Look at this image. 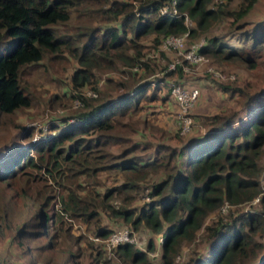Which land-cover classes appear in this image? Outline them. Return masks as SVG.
Returning <instances> with one entry per match:
<instances>
[{
  "label": "trees",
  "instance_id": "1",
  "mask_svg": "<svg viewBox=\"0 0 264 264\" xmlns=\"http://www.w3.org/2000/svg\"><path fill=\"white\" fill-rule=\"evenodd\" d=\"M211 1L0 0V122L29 107L20 73L44 59L67 57L73 63L68 83L81 102L77 123L60 125L57 131L52 128L48 137L28 145L0 149V160L9 159L0 166V183L10 190L7 197L0 196V226H8L15 216V237L20 243L26 237L41 241L36 249L46 253L44 263L79 264L81 250L74 253L68 246L66 259L50 262L53 239L60 238L63 244L77 239L67 218L89 223L90 235L105 238L111 230L100 226L102 215L129 223L133 229L143 226L149 236L143 249L128 242L112 247L114 260L95 251L91 255L95 264H174L183 245L188 249L183 264H264V192L257 165L264 145V86L250 90L216 83L221 92L237 97V107L220 108L207 116L204 130L190 133L178 146L140 144L130 137L135 122L125 120L140 110L141 99L165 101L170 83L165 76L180 71L178 66L169 71L159 67L163 77L144 75L155 68L142 59L141 40L148 38L152 50L163 36L187 30L181 15L159 12L163 4L173 2L178 13L187 14L195 24V29H188L191 36L205 31L215 19L242 17L255 0H244L238 10L228 9L225 3L213 9ZM253 26L241 34L244 47L212 35L199 51L218 62L234 57L245 60L250 67L251 57L264 50V21ZM94 71L117 72L125 79H105L104 89L96 81L94 96H88L81 88L90 84ZM162 87L165 97L157 94ZM116 89L120 91L110 93ZM28 169L44 171L60 185L56 209L49 205L51 195L37 198L38 193L31 196L23 187L17 195L12 190L15 178ZM102 173L115 179L101 190ZM63 179L75 182L64 184ZM144 186L147 200L131 204ZM117 196L120 202L114 206ZM257 196L258 209L233 210ZM224 204L226 211L220 214ZM154 237L161 239L155 263L147 256Z\"/></svg>",
  "mask_w": 264,
  "mask_h": 264
},
{
  "label": "rangeland",
  "instance_id": "2",
  "mask_svg": "<svg viewBox=\"0 0 264 264\" xmlns=\"http://www.w3.org/2000/svg\"><path fill=\"white\" fill-rule=\"evenodd\" d=\"M219 3H225L228 9L238 10L241 8L244 0H212L209 4L213 9ZM264 21V0H255L250 6L247 13L242 17L233 19L231 17H223L215 19L209 25L205 31H195L193 35H188L186 44L193 43L195 41L203 40L215 35L221 38L223 41L231 44L237 48L244 47V41H240L241 34L253 29V23L257 21ZM186 25L189 29H195V24L189 18L186 21ZM143 56L142 59L155 68L153 71H146L144 74L147 79L154 77H163L160 71H165V63L169 62L172 58V53L169 51H162L159 48V44L154 49L151 48V41L148 38L142 39ZM247 44H245L246 46ZM207 61L202 64L192 67L190 73L184 74L181 71H174L168 76H165L166 81L170 83L181 81L185 86H191V82L194 78H201L205 81L204 87H201L199 93L198 103L193 104L188 114L192 120V126L186 135L177 136L179 134V112L174 101L165 95L166 89L162 87L158 89V95L164 94L165 101L152 100L147 101L141 99L139 102L140 110L130 118H125L127 121H134L136 130L132 131L130 137L136 142L142 143H161L171 146H178V142L189 136L190 133L199 132L203 129L207 116L216 112L220 108L234 107L236 105L237 97H232L228 93L221 92L216 83H220L229 87H239L246 89H256L257 87L264 86V50H259L258 54L253 59L250 67L246 66V61H240L238 58H229L226 61L218 62L212 57L205 55ZM164 65V67H163ZM157 66V67H156ZM215 67L219 69L224 75H232L231 79H218L211 80L207 77V67ZM162 68V70L159 69ZM74 65L67 57H56L46 62V59L39 61L38 63L27 65L22 68L20 73V83L23 91L30 99V105L24 109L16 110L13 115L5 121L0 122V149L6 146L11 149L19 146L28 145L29 142H36L39 138L50 135L60 125L75 124L78 122L76 113L81 106V102L74 96L75 91L70 88L68 83V76L73 72ZM206 70V71H205ZM94 75L90 78V84H86L81 88L83 94L88 96H94L92 93V87L94 82L97 81V86L100 89H104L105 79L111 78L112 81H123L125 76L117 72H101L94 71ZM163 73V72H162ZM137 79L139 76H136ZM204 77V78H203ZM194 82V81H193ZM120 89L112 90L110 93H118ZM149 92V91H148ZM235 95V94H234ZM264 103V98H261ZM14 124L20 126L16 127ZM235 125L236 122H235ZM134 126V127H135ZM51 129V130H50ZM26 134V136H25ZM182 135V134H180ZM113 151H118L117 146L112 147ZM12 151V150H11ZM29 154L35 155V152L30 150ZM9 162V159L4 161L0 160V166ZM259 168V182L264 192V145L260 157L257 160ZM42 169L40 168L39 171ZM26 171V170H25ZM29 171V172H28ZM37 170L28 169L23 172L22 177L15 178L12 190L19 193V188L23 187L27 194L38 193L37 198H41L42 195H51L48 200L50 207L57 208L58 201L57 196L61 192V187L57 182L53 181V178L46 176L45 172H39ZM28 176H23L24 174ZM118 178V177H117ZM116 178V181H117ZM115 176L111 174L102 173L100 175L99 189L107 188L114 183ZM61 179H59L60 181ZM79 181V179H78ZM64 184H73L75 180L66 179ZM62 182V183H63ZM18 185V186H17ZM4 189V190H3ZM145 186L139 190L136 202L132 201L131 204L140 205L147 200L145 197ZM10 194V190L3 188L0 183V196L5 195L7 197ZM258 199V196L255 197ZM257 199H252L251 202H243L233 210L243 212L250 208L258 209ZM19 196L14 198L17 203L20 201ZM26 203V201H23ZM120 199L114 197L112 203L117 206ZM19 205V204H18ZM51 208H47L50 209ZM46 209V211H47ZM226 210H219V213H225ZM213 216H210L212 219ZM215 219V218H213ZM17 219L15 216L9 218L8 226H0V264H46V253L41 250H37L38 243L30 237L24 238L20 243L15 237ZM66 224L71 223V234L77 237L75 240H68L64 244L60 238L53 239L54 248L48 254L50 262H57L66 259V255L69 253L66 250V246L69 247L71 252L81 250L82 254L78 256L79 264H95L93 256L95 251H100L101 257H110L111 251H107L103 247L104 239L111 235L113 232L126 229L128 231L127 241L138 249H143L146 239L149 234L145 227L140 226L137 229H133L129 223H124L120 219L110 220L105 216L100 215L99 224L102 227L108 228L111 231L105 238L99 236L90 235V224H85L78 219H65ZM52 228V225L49 226ZM95 237L98 239L96 240ZM153 249L147 251L148 258L155 263L158 260L160 253L159 238H153ZM87 241H90L94 245L89 247ZM264 241V238H263ZM98 248V249H96ZM101 249H103L101 251ZM188 249L186 246H182L181 252L175 256L174 264H183V261L187 258L186 253ZM90 253V255H89ZM109 255V256H108ZM114 260V257H110Z\"/></svg>",
  "mask_w": 264,
  "mask_h": 264
},
{
  "label": "built area",
  "instance_id": "3",
  "mask_svg": "<svg viewBox=\"0 0 264 264\" xmlns=\"http://www.w3.org/2000/svg\"><path fill=\"white\" fill-rule=\"evenodd\" d=\"M160 13H171L182 16V21L186 26L187 30L176 34V35H166L163 36L159 42V48L162 51L171 52L172 58L169 59L168 63H165V71L174 70L175 67L180 66L181 71L186 75L190 73L192 67H196L203 62L207 61L204 54H202L199 49L204 44L203 40L195 41L193 43L186 44L188 39L189 28L186 25L188 16L185 12H180L176 10L174 3L163 4L159 8ZM208 77L213 79H231L232 75H224L219 69L215 67H207ZM205 70V71H206ZM169 97L174 101L177 110L179 112V133H186L190 130L192 126V120L188 112L192 105L194 104L198 96L197 87H187L181 81L173 82L168 84ZM257 198H254L256 200ZM226 205H223V210H225ZM128 231L124 228L120 231L113 232L107 238L104 239L103 247L109 251L112 247L119 243L127 241ZM97 240L98 238L95 237ZM159 238V242H160Z\"/></svg>",
  "mask_w": 264,
  "mask_h": 264
},
{
  "label": "crops",
  "instance_id": "4",
  "mask_svg": "<svg viewBox=\"0 0 264 264\" xmlns=\"http://www.w3.org/2000/svg\"><path fill=\"white\" fill-rule=\"evenodd\" d=\"M195 80H193L192 82H191V86H189V87H197L198 88V96H197V98H196V100H195V102H194V104H197L198 103V97H199V93L201 92V87H204V86H206L205 85V81H203V79H201V78H199V79H197V78H194ZM204 130V128L201 130V131H203Z\"/></svg>",
  "mask_w": 264,
  "mask_h": 264
}]
</instances>
